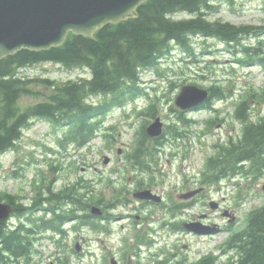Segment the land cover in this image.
<instances>
[{
	"label": "rangeland",
	"instance_id": "1",
	"mask_svg": "<svg viewBox=\"0 0 264 264\" xmlns=\"http://www.w3.org/2000/svg\"><path fill=\"white\" fill-rule=\"evenodd\" d=\"M217 4V8L208 14L212 20L221 19L236 25L264 24V0H221ZM191 16L190 13L175 15L177 18ZM260 40H263V44L259 53L264 58V34L259 37L249 36L243 41L257 46ZM193 46V54L177 47L159 66L142 71L141 85L145 86L148 95L109 113L103 123V133L114 135L111 142H108L109 138L99 135L89 146H63L59 138L64 136L65 128L56 130L49 121L36 118L24 130L17 149L1 155L0 198L16 194L21 197L19 200L29 203L34 196V189L39 188L40 183L43 184L44 175L49 178L45 183L55 180V189L84 176L96 189H104L107 195L118 187L117 183H107L109 174L113 175L111 179L114 181L129 187H136L139 180L145 178L140 187H148L154 182L151 187L163 194L164 206L145 205L136 199L124 206L119 205L113 210L116 216L107 223L108 230L105 232L95 231L88 226L74 228V222H68L66 227L69 228V235L67 239L63 238L67 248L72 249L75 241H80L84 247L80 255H72V264H108L112 253H117L116 256L120 258L126 254L125 262H128L133 257L128 255L133 254L129 246L140 245L136 234L143 232L147 233L150 243L140 245L142 264H155L157 259L173 251L180 258L188 255L189 261L209 251L220 254L230 230L226 228L212 236H200L183 232L174 223L194 219L198 213L207 211L211 221L230 224L228 218L222 215V209L214 210L210 207V199H216L222 206L236 213L237 219L231 223V229L238 230L246 224L248 213L264 203V173L258 178L257 175L245 177L238 174L208 185L205 207L199 202L188 208L179 207L175 213L169 212L168 207L172 202L181 204L179 193L199 185L198 180L208 157L218 153L223 146H229L231 140L241 138L244 123L235 114L240 100L247 99L246 112L251 121L264 122V62L250 57L241 61L246 57L241 45L235 49L213 37L195 36ZM22 73L59 81L91 77L88 69L68 70L55 62L28 66L23 68ZM195 82L206 88L220 85L226 96L214 98L213 108L186 112L188 118L194 119V122L188 124L179 120L180 109L175 99L183 85ZM34 84L40 90H48L46 84L39 81ZM249 91H255L256 94L248 96ZM41 99V95L37 97L32 93L22 97L21 102L29 104ZM93 99L97 100L98 97ZM151 101L156 102V115H160L166 125L176 123L186 130L184 137L165 135V143L156 157L158 165H153L157 168L156 180H152L150 174L137 172L127 162L136 132L146 120L151 122L154 119L144 112ZM210 118H213V122L208 128L207 120ZM105 155L111 158L108 164L104 162ZM117 168H120L119 172L113 171ZM137 214L141 215L140 219H137ZM19 220V217L12 216L9 224L15 225ZM163 223L167 225L163 226ZM172 226L174 230H170ZM36 249L34 259L39 263L34 264L47 263L53 258L55 245L44 237L37 241ZM68 254L71 255V252Z\"/></svg>",
	"mask_w": 264,
	"mask_h": 264
},
{
	"label": "trees",
	"instance_id": "2",
	"mask_svg": "<svg viewBox=\"0 0 264 264\" xmlns=\"http://www.w3.org/2000/svg\"><path fill=\"white\" fill-rule=\"evenodd\" d=\"M211 1L147 0L138 7V16L106 24L93 36L71 32L60 46L42 50L25 48L0 59V154L15 148L24 128L36 118L47 119L55 126H67L61 144L73 141L79 146L86 145L101 131L110 110L143 94L141 70L158 65L172 52L174 45L192 52L194 35L213 36L231 44L240 42L243 36L264 32V25L237 26L209 20L205 10L214 7ZM181 11L196 15L173 17ZM244 49L251 51L249 47ZM43 61L59 62L68 69L87 67L92 76L57 81L21 74L22 68ZM35 81L46 84L49 92L38 89ZM32 93L46 97L28 105L20 102L21 97ZM99 95L100 100L89 101V97ZM220 95L219 88H213V96ZM246 104L242 101L237 110L238 117L245 122L243 137L224 147L217 156L210 157L206 171L210 182L238 172L259 176L264 171V122L250 121L245 112ZM154 107L151 104L149 110ZM147 138L143 130L131 155L136 166L146 171L151 163L148 156L152 154ZM245 161L247 165L243 164ZM81 182L82 178L55 192L50 180L46 187L49 196H43L44 186H41L27 205L17 202L16 195H8L7 201L15 205V215L26 219L14 227L7 221L0 223V264H28L36 235L49 230L64 233L63 225L72 217L79 216L80 224L94 227L88 209L92 202L100 201L93 198L90 185H81ZM66 203L74 206L61 211V204ZM39 211L50 216H37ZM228 244L234 253L223 264H264V205L251 212L248 224L233 233ZM60 260L65 262L66 259ZM202 264H215V260L207 258Z\"/></svg>",
	"mask_w": 264,
	"mask_h": 264
},
{
	"label": "water",
	"instance_id": "3",
	"mask_svg": "<svg viewBox=\"0 0 264 264\" xmlns=\"http://www.w3.org/2000/svg\"><path fill=\"white\" fill-rule=\"evenodd\" d=\"M146 0H0V59L16 51L48 49L63 44L69 31L92 35L107 23H116L138 15L137 7ZM208 91L195 85L183 87L177 98L182 108L195 106L207 97ZM159 118L147 131L152 136L162 133ZM109 159H106L108 162ZM196 191L185 193L188 197ZM141 198L160 197L150 190L137 192ZM213 207L217 205L212 203ZM13 211L12 205L0 201V221ZM93 212L101 213L97 207ZM185 227L200 234L219 231L216 224L185 223ZM79 248V246H78Z\"/></svg>",
	"mask_w": 264,
	"mask_h": 264
},
{
	"label": "flooded vegetation",
	"instance_id": "4",
	"mask_svg": "<svg viewBox=\"0 0 264 264\" xmlns=\"http://www.w3.org/2000/svg\"><path fill=\"white\" fill-rule=\"evenodd\" d=\"M201 214H207V212H203V213H201ZM208 216V215H207Z\"/></svg>",
	"mask_w": 264,
	"mask_h": 264
}]
</instances>
